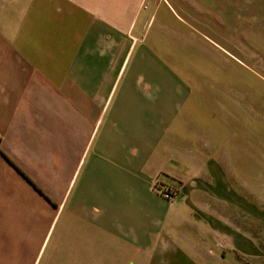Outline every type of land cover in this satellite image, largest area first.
I'll return each instance as SVG.
<instances>
[{"label":"crops","instance_id":"obj_1","mask_svg":"<svg viewBox=\"0 0 264 264\" xmlns=\"http://www.w3.org/2000/svg\"><path fill=\"white\" fill-rule=\"evenodd\" d=\"M201 3L0 0V264H160Z\"/></svg>","mask_w":264,"mask_h":264},{"label":"rangeland","instance_id":"obj_2","mask_svg":"<svg viewBox=\"0 0 264 264\" xmlns=\"http://www.w3.org/2000/svg\"><path fill=\"white\" fill-rule=\"evenodd\" d=\"M199 6L203 25L175 62L190 94L180 121L198 128L182 175L154 185L161 197L158 187L179 189L154 253L160 264H264V0Z\"/></svg>","mask_w":264,"mask_h":264},{"label":"built area","instance_id":"obj_3","mask_svg":"<svg viewBox=\"0 0 264 264\" xmlns=\"http://www.w3.org/2000/svg\"><path fill=\"white\" fill-rule=\"evenodd\" d=\"M163 186V185H161ZM157 191L163 195V197L170 201L173 202L176 200L177 196L179 195V189L175 188H166V187H158Z\"/></svg>","mask_w":264,"mask_h":264}]
</instances>
